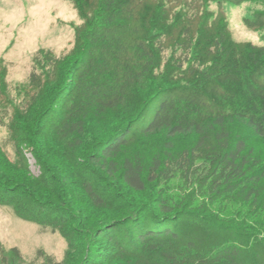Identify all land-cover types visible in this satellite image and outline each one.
Wrapping results in <instances>:
<instances>
[{"label":"trees","instance_id":"trees-1","mask_svg":"<svg viewBox=\"0 0 264 264\" xmlns=\"http://www.w3.org/2000/svg\"><path fill=\"white\" fill-rule=\"evenodd\" d=\"M69 1L75 45L35 55L14 159L0 141V205L61 232L76 264H264V0ZM228 3L258 5L262 45L232 37Z\"/></svg>","mask_w":264,"mask_h":264},{"label":"rangeland","instance_id":"rangeland-1","mask_svg":"<svg viewBox=\"0 0 264 264\" xmlns=\"http://www.w3.org/2000/svg\"><path fill=\"white\" fill-rule=\"evenodd\" d=\"M257 7L248 3L226 5L230 31L235 40L263 44L261 32L251 30L244 22L245 16L251 12L250 8ZM212 9H217L216 4L212 5ZM81 23L79 12L69 0H0V75L5 74V86L0 87V141L11 158L16 156L11 122L15 109L26 106V102H22L30 90L28 79L35 55L41 50H51L57 56L68 54L75 45L76 26ZM154 111L153 106L138 124L150 122ZM47 121V125L51 126L50 117ZM162 143V135L140 139L132 143L129 154L144 151L150 154L159 150ZM22 146L30 159L33 173H38L32 152L26 144ZM147 199L146 195L142 197L143 201ZM0 244L6 249L18 247L27 262L25 264L42 262L35 260L39 250L69 264H76L84 258V254L69 249L68 241L61 232H52L26 221L12 206L7 205H0Z\"/></svg>","mask_w":264,"mask_h":264}]
</instances>
